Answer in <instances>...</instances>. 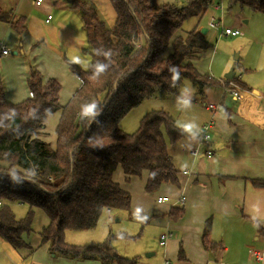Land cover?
Wrapping results in <instances>:
<instances>
[{
  "label": "trees",
  "instance_id": "16d2710c",
  "mask_svg": "<svg viewBox=\"0 0 264 264\" xmlns=\"http://www.w3.org/2000/svg\"><path fill=\"white\" fill-rule=\"evenodd\" d=\"M108 1L116 14L112 28L98 18L91 3L71 2L81 14L87 39L83 53L90 65L82 69L70 63L82 85L66 106L59 103L61 85L53 79L44 81L34 68H29L27 80L34 97L17 104L6 99L0 79V163L4 164L0 166V238L15 250L33 249L27 239L41 210L48 219L40 232L41 244L51 254L103 264H137V259L119 255L112 246L117 239L137 237L110 235L105 241L83 245L66 241L69 231L95 229L106 210L131 212L130 193L114 181L119 168L126 181L146 174L149 194L164 184L179 186L168 149L187 137L186 131L163 110L145 115L132 134L120 128V121L159 92L177 95L185 79L195 84L200 96L208 87L228 90L231 82L250 91L237 76L218 80L200 74L195 62L213 45L198 26L180 33L186 20L195 18L199 23L214 0H188L183 8L157 0ZM229 1L230 7L264 15V0ZM0 23L11 24L19 35L26 31L25 19L13 24L12 12L1 5ZM173 66L178 78L170 71ZM58 112L61 117L52 146L41 137L48 117ZM251 183L264 190V179ZM16 204L28 207L23 218L15 216L12 206ZM183 216V208H172L168 214L173 221ZM210 230L208 220L202 236L206 249ZM259 234L264 235V229ZM184 257L181 248L179 260Z\"/></svg>",
  "mask_w": 264,
  "mask_h": 264
},
{
  "label": "crops",
  "instance_id": "0c3cea01",
  "mask_svg": "<svg viewBox=\"0 0 264 264\" xmlns=\"http://www.w3.org/2000/svg\"><path fill=\"white\" fill-rule=\"evenodd\" d=\"M72 1L88 2L96 9L103 0H44L41 6L35 5L33 0L0 1L3 10L12 12L13 24L25 19L26 26V31L19 35L11 24L0 23V53L2 49L10 52L0 58V79L9 102L17 104L29 98L30 67L36 69L44 81L53 79L61 85V106H66L61 102L63 98L72 99L81 87L82 82L71 72L70 63L84 68L85 58L89 57L83 53L87 39L81 14L71 7ZM49 15L51 20H47ZM202 29L204 27L200 26ZM248 44L250 49L253 45L257 49L253 64L254 70L260 73L258 80L244 82L242 74L236 73L250 91L208 87L202 96L198 95L202 102L190 104V123L194 122L197 127L168 149L178 171L179 186L164 184L158 190L157 200L169 198L167 202L157 201L162 206L159 208L163 212L161 217L151 211L150 198L145 191L146 174L130 181H126L121 172L114 174V181L132 197L129 214L132 222L139 224L151 220L160 237L166 233L174 236L164 246L160 237L157 238L159 246L164 248L160 264L174 261L175 264H264V235L259 234L264 229V190L251 183L264 179V38L261 41L248 39ZM238 60L235 56V62ZM201 61L195 62V66ZM218 76L212 77L225 78V75ZM233 92H238L240 97L236 99ZM207 104H219L223 109L211 112L206 109ZM58 113L53 114L58 115L57 125L61 117ZM210 123L211 139L209 143L201 142V129ZM46 130L41 138L55 146V136L53 133L49 136ZM192 150L198 151V158L190 154ZM207 151L212 153V158L206 157ZM138 180L143 186L137 184V189ZM181 197H185L183 204L179 202ZM172 208H183L184 216L173 221L168 217ZM112 211L106 210L108 214ZM208 220L211 221L210 247L206 249L202 236ZM28 242L32 250L18 251L0 240L4 264H103L97 260H74L51 254L48 246L41 244V239ZM139 247L152 250L145 244ZM181 248L185 256L183 261L179 260ZM252 252L261 253L263 260L258 261ZM154 255L147 254L146 258L136 255L134 259L137 264H157L150 260Z\"/></svg>",
  "mask_w": 264,
  "mask_h": 264
},
{
  "label": "rangeland",
  "instance_id": "374dc122",
  "mask_svg": "<svg viewBox=\"0 0 264 264\" xmlns=\"http://www.w3.org/2000/svg\"><path fill=\"white\" fill-rule=\"evenodd\" d=\"M158 1L161 2V4H183L188 0H157V2ZM217 4L222 5L223 12H216L214 10V6ZM96 9L98 12V18L107 28H112L115 24L116 14L109 1H101L98 3V6L96 5ZM211 17H215L217 20L222 19L216 29H210L208 25ZM244 21L247 22L245 23ZM196 26H198V30H200V26L207 29L208 32L205 34L206 40L213 45V47L202 56V61L197 63V66H195L200 74L210 75L211 77H219L218 75L224 76L233 66H235V72L242 74L241 77L244 82H255L258 80L260 73L254 70L255 64H253V55L256 53L255 51L257 49L254 48V45L250 49L248 39H258L261 41L264 38V15L253 13L249 9L241 8L237 5L230 7L229 0H214L212 6L202 17L199 23H197L195 18L186 20L180 33L185 34L190 32L195 29ZM229 27H239L240 29H243L242 35L235 38L224 36L223 29ZM140 44L142 43L140 42ZM11 56L13 57V55ZM235 56L239 57V60L236 62ZM85 62L86 64L82 69H87L89 67L90 59L85 58ZM228 66L229 68L226 69ZM230 88L232 89L234 87L229 85V89ZM69 99L71 98H63L61 102L63 105H67L70 101ZM201 99L202 98H200L197 94L195 84H193L189 79H185L177 95H168L159 92L156 97L142 102L138 107L134 108L124 118H122L120 121V128L128 134H132L139 128L141 119L145 115L152 111L163 110L171 115L175 119L177 125L182 127L188 134L190 131L186 130L184 125L190 123V104H194V102L199 104V102H202ZM222 109L223 106H220V110ZM52 116L48 118L45 129H47L46 132L49 136L53 133L56 138L55 129L57 127L56 119L58 115ZM52 139L53 136L51 140ZM0 166H4V164L0 163ZM117 172L124 174L121 168H119ZM137 184H141V186H143L138 180L136 183L137 189ZM143 190L144 189L142 187L141 191L143 192ZM157 193L158 191L153 194L146 192V196L150 198L149 204L152 209L151 211H153L152 213L161 217L163 212L159 209L162 206L157 203ZM153 207H156V210H154ZM12 210L17 218H23L28 211V207L16 204L12 206ZM129 214L130 212L124 210H113L111 214H108V212L105 211L100 217L98 225L95 229L83 232L69 231L66 233V241L72 244L83 245L90 242L105 241V239H107L110 235H120V233H125L131 235L132 237H137V235H139V240L138 238L129 241L115 240L112 241V246L119 255L127 258H134L136 255H141V257L146 258L147 254L153 253L155 255L151 257L150 260L155 261L157 264L162 263V260L160 262L159 260L161 259L164 248L159 246L157 238L160 237V232H158L157 227H154L151 222L145 224H143L144 222L139 224L132 222V219L129 218ZM47 223L48 219L46 215L41 210H37L33 223L34 232L28 241L35 242L41 239L40 232L43 227L47 225ZM0 240L2 239L0 238ZM137 244L139 246H141V244H145L152 250L145 251V248L142 249V247H139ZM22 252L25 253V251ZM3 259L4 258L0 255V264H4ZM171 263L175 264V261Z\"/></svg>",
  "mask_w": 264,
  "mask_h": 264
},
{
  "label": "built area",
  "instance_id": "2783aa9c",
  "mask_svg": "<svg viewBox=\"0 0 264 264\" xmlns=\"http://www.w3.org/2000/svg\"><path fill=\"white\" fill-rule=\"evenodd\" d=\"M35 5L37 6H41L43 3H44V0H33ZM214 10L217 12V11H220V12H223V7L222 5L220 4H217L216 6H214ZM52 19V16L49 15L48 16V19L47 20H51ZM222 21V19H219L217 20L215 17H211L210 20H209V27L210 29H216L218 26H219V23ZM223 34L224 36L226 37H237V36H240L242 35V32L240 31L239 28H224L223 29ZM138 47H141V44L138 45ZM9 50L7 49H2L1 53H0V58L2 56H6V55H9ZM229 85H231L232 89H237L239 88L237 85H235L233 82H231ZM231 90V88L229 89ZM233 96L237 99L240 97V94L238 92H233ZM29 97L30 98H33L34 97V94L33 92L30 91L29 93ZM206 109L211 111V112H217L220 110V106L219 105H216V104H207L206 105ZM212 127V124H205L202 129H201V132H200V140L201 142H204V143H209L211 137H210V129ZM190 154L194 157V158H198L199 157V153L197 150H192L190 152ZM206 157L209 159V158H212V153L210 151H207L206 153ZM184 174H188V172H184ZM158 203H163V202H167L169 201V198L167 197H160L158 198ZM179 202L180 203H184L185 202V197H181L179 199ZM1 205V204H0ZM174 238V236L170 233H166L164 235H162L160 237V242H161V245L164 246L166 244V241H168L169 239H172ZM252 254L254 255V257L258 260V261H262L263 260V255L259 252H252ZM167 264H170V263H167Z\"/></svg>",
  "mask_w": 264,
  "mask_h": 264
},
{
  "label": "water",
  "instance_id": "95a60500",
  "mask_svg": "<svg viewBox=\"0 0 264 264\" xmlns=\"http://www.w3.org/2000/svg\"><path fill=\"white\" fill-rule=\"evenodd\" d=\"M185 6H186V5H183L182 3L178 4V7H179V8H183V7H185ZM201 32H202V34L205 35V34L207 33V29L204 28V29L201 30ZM236 75H237V74H236V72H235V66H233V67L231 68V70L225 75V79L232 80Z\"/></svg>",
  "mask_w": 264,
  "mask_h": 264
},
{
  "label": "clouds",
  "instance_id": "9594fccd",
  "mask_svg": "<svg viewBox=\"0 0 264 264\" xmlns=\"http://www.w3.org/2000/svg\"><path fill=\"white\" fill-rule=\"evenodd\" d=\"M170 71L174 74V78H178L179 73H178L177 69L175 68V66L170 68ZM93 107H94V105H93ZM184 127L186 130L191 131L194 127H197V126L195 125L194 122H191V123L184 125Z\"/></svg>",
  "mask_w": 264,
  "mask_h": 264
}]
</instances>
